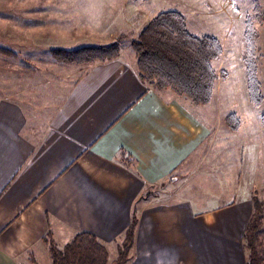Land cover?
Masks as SVG:
<instances>
[{
  "label": "crops",
  "instance_id": "obj_1",
  "mask_svg": "<svg viewBox=\"0 0 264 264\" xmlns=\"http://www.w3.org/2000/svg\"><path fill=\"white\" fill-rule=\"evenodd\" d=\"M122 54L79 69L44 101L0 96V264H52L43 241L50 233L62 248L89 232L109 250L134 214L138 225L126 264L216 263L209 255L199 262L196 242L219 237L212 230L228 217L223 211L241 210L243 204L218 200L229 194L236 169L226 154L224 166L202 170L212 120L194 112L186 97L155 90ZM233 173L238 180L242 170ZM155 187L159 192L150 193ZM236 191L251 208L234 235L244 259L240 247L253 199L241 183ZM209 196L217 201L206 207Z\"/></svg>",
  "mask_w": 264,
  "mask_h": 264
},
{
  "label": "rangeland",
  "instance_id": "obj_2",
  "mask_svg": "<svg viewBox=\"0 0 264 264\" xmlns=\"http://www.w3.org/2000/svg\"><path fill=\"white\" fill-rule=\"evenodd\" d=\"M257 6L264 13V0H0V96L20 94L27 100L44 101L45 94L56 92L63 84L72 82L79 69L90 66L58 61L51 53L53 48L77 49L118 41L120 55L123 53L132 60L137 69L132 42L141 27L159 12L183 13L194 34H214L224 49L214 66L219 74L225 71L226 78L220 77L216 82L213 99L205 109L198 105L192 108L200 117L212 120L214 129L212 144L206 151L208 160L202 170L221 166L226 154L229 168L242 170L238 180L233 173L236 170L229 173V194L218 199L222 203L243 204L241 210L223 211L228 217L214 223L212 230L219 237H198V260L204 263L209 255L215 264H248V246L242 241L243 259L234 235L251 211L248 202L242 203L237 185L241 183L246 198L253 199L256 195L264 204V125L261 121L264 103L261 107L251 103L244 59L246 19L254 14ZM255 27L259 32L258 77L264 94V23L256 21ZM111 36L114 37L110 39ZM18 41L35 44L19 46L15 44ZM231 113H236L241 120L238 132L226 127L225 118ZM198 157L194 156V161H199ZM156 192L158 187L150 189V193ZM196 192L202 194L200 188ZM209 199L210 196L204 206H212L217 201ZM261 241L264 248V233ZM108 252L114 260L118 246L111 245Z\"/></svg>",
  "mask_w": 264,
  "mask_h": 264
},
{
  "label": "trees",
  "instance_id": "obj_3",
  "mask_svg": "<svg viewBox=\"0 0 264 264\" xmlns=\"http://www.w3.org/2000/svg\"><path fill=\"white\" fill-rule=\"evenodd\" d=\"M256 21L264 23V13L259 6L254 10V14L246 19L244 59L251 103L261 107L264 94L258 77L259 32L255 27ZM132 49L142 80L155 90H171L178 97H186L198 106L211 103L216 82L220 77L226 78L225 71L219 74L214 66L224 52L219 38L214 34H194L189 29L186 16L180 11H162L153 16L133 40ZM120 50V42L114 41L73 50L53 48L51 53L58 61L91 65L118 58ZM261 121L264 125V114ZM225 124L233 131L241 129V120L236 113L227 115ZM120 156L124 162L130 163L124 150ZM263 205V201L255 195L253 212L244 233V240L249 249L248 264H263ZM137 225L138 218L134 214L122 242L118 244L117 257L111 261L106 246L89 232L76 234L62 248L58 247L51 233L46 235L43 241L49 247L52 264H126L134 245Z\"/></svg>",
  "mask_w": 264,
  "mask_h": 264
}]
</instances>
